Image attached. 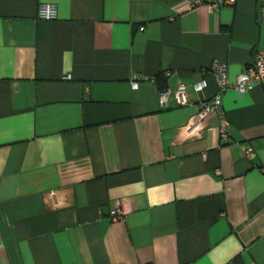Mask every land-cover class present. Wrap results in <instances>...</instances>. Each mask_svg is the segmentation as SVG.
<instances>
[{"label": "crops", "instance_id": "crops-1", "mask_svg": "<svg viewBox=\"0 0 264 264\" xmlns=\"http://www.w3.org/2000/svg\"><path fill=\"white\" fill-rule=\"evenodd\" d=\"M217 1L0 0V264H264V86L198 116L264 24Z\"/></svg>", "mask_w": 264, "mask_h": 264}, {"label": "built area", "instance_id": "built-area-1", "mask_svg": "<svg viewBox=\"0 0 264 264\" xmlns=\"http://www.w3.org/2000/svg\"><path fill=\"white\" fill-rule=\"evenodd\" d=\"M193 7L201 6L208 3V0H189ZM238 0H218L217 2H210L209 6L213 9H219L225 5H235ZM259 6L261 8V19L262 24H264V0H259ZM39 19L42 20H56L58 18V7L53 3H43L40 5L38 14ZM144 30V28H141ZM255 62L249 66L245 72L240 74L236 81L231 84L229 81L228 65L225 63L217 62L214 66V74L219 82L218 92L209 100L201 104L199 118L205 119L211 114H217L221 120L220 133L221 137L224 139L228 138L229 130L231 127L230 121L224 115L223 108V93L229 86L234 87L237 92L242 95L246 92L253 90L256 86H264V50H257L254 54ZM166 75L170 76L171 72H167ZM67 76L66 79H69ZM133 88H138V81L133 82ZM187 87L185 84H180L177 91L174 93V97L179 104H187L188 99L186 96ZM170 91L163 90L160 94V101L164 107L168 106V100L170 96ZM242 150L245 156L248 158H254L255 152L253 149L248 148L243 145ZM219 172V171H218ZM114 220H124L127 212L123 208H115L112 211Z\"/></svg>", "mask_w": 264, "mask_h": 264}, {"label": "trees", "instance_id": "trees-1", "mask_svg": "<svg viewBox=\"0 0 264 264\" xmlns=\"http://www.w3.org/2000/svg\"><path fill=\"white\" fill-rule=\"evenodd\" d=\"M162 79H163V81L164 82H167V76H164V75H158L157 77H156V82H158V84L160 85L162 82Z\"/></svg>", "mask_w": 264, "mask_h": 264}]
</instances>
